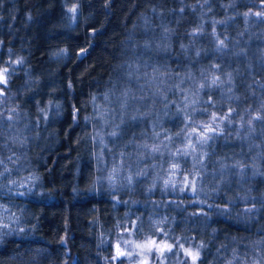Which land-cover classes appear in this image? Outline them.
Instances as JSON below:
<instances>
[{"label": "trees", "instance_id": "1", "mask_svg": "<svg viewBox=\"0 0 264 264\" xmlns=\"http://www.w3.org/2000/svg\"><path fill=\"white\" fill-rule=\"evenodd\" d=\"M0 73V106L11 109L0 154L16 160L10 137L23 134L40 180L39 194L1 195L19 220L0 233V264H107L115 226L149 201L168 234L188 236L195 264H264V0H0ZM117 80L162 95L171 112L150 126L131 113L141 122L102 137L97 152L93 117ZM199 123L215 129L210 139L185 131ZM126 142L139 165L157 162L144 152L159 145L156 175L174 159L175 176H200L202 190L137 174L99 191L101 165Z\"/></svg>", "mask_w": 264, "mask_h": 264}, {"label": "rangeland", "instance_id": "2", "mask_svg": "<svg viewBox=\"0 0 264 264\" xmlns=\"http://www.w3.org/2000/svg\"><path fill=\"white\" fill-rule=\"evenodd\" d=\"M128 80L131 81L132 79ZM182 102L183 100L178 99L174 104L172 103V111L174 113L184 109ZM98 103L101 105L96 109V113L93 117V123L97 133L96 137L100 141V145L96 148L97 152L98 148H101V143L103 141L102 137L112 136L110 134L115 132L116 135L113 137L117 138L121 131L135 124L138 125L141 122V117L134 118L131 113L133 114L141 109L150 117L148 120L150 126L153 122H160V117L171 112L169 103L164 100L162 95L153 94L144 96L137 92L136 84H128L121 80L115 81L114 85L106 91ZM10 111L11 109L7 110V108L5 109L0 106V115H2L5 120L10 117ZM208 126L210 125L204 123H199L197 125L189 124L185 131L196 133L199 136H201V133L206 135L207 132H205V127ZM149 134H151V131L148 133L144 125L138 130V135L142 138L149 137ZM11 139L12 141L9 144L12 143L16 148V160L14 152L11 150L4 152V154H0V233L15 229V224L19 220L18 212L12 211L13 207H10L12 205L11 203L7 208V204L2 202L1 195L3 193H12L13 195L26 196L25 187L26 189L35 191L37 194L40 193V180L34 170L37 162L28 149L25 136L23 134H18L14 136V138L10 137V140ZM187 143L192 146L189 137L185 139V144ZM179 147L180 144L169 147V153L172 154V157H175ZM154 148H158L159 150L153 151ZM163 151L162 148H159V145H156V147H149L145 150L144 154L148 157H151V154H156L158 161L154 164L139 165L142 159L137 154L135 147L128 142L124 143L123 148L115 152L114 159L111 158L108 160L109 165L107 163L105 164V162L101 165L103 169L101 178H99L96 184L98 190H103V185L106 182L110 185L116 183L113 187L121 188V190L126 189L123 187L127 186L128 182V185H130L139 178H135L137 174H145L146 180L142 177L145 184L146 181L149 182L150 178L154 176V183L159 184L161 187L164 185L171 187L175 186L178 187V190H185L188 193H193L196 185L197 189L202 190V178L200 176L196 181L194 178L183 174L179 177L175 176L178 163H176L174 159H168L165 162L164 175L160 179V176L156 174L161 173L163 166L161 157L164 155ZM98 164H102V161L98 160ZM173 165H176V167L173 168ZM21 169L22 171H20ZM122 182H124V184ZM130 200H132L130 197L127 198V201ZM154 204V202L149 201L146 205L152 206V209L149 208L150 210H148V207H146L144 212L142 208H138L139 211L134 213L133 222L127 218L130 222H124L121 226H115V234H113L110 240V253L107 264H193L191 257L186 254V250L196 253L198 252L197 249L194 248L192 244L188 245V236L182 231L175 232L169 229L170 233L168 234L166 232L168 228L164 226V219H162V216L154 211ZM100 219L104 225L105 219L103 215L100 216ZM101 228L107 230L104 226ZM201 229L202 228L198 227L197 231ZM170 235L173 238H171ZM99 236L101 242L104 243L106 241V236L101 234H99ZM117 245H119V250L121 252L130 253V255H124L114 259V257H116ZM169 246H171L170 250ZM251 264L258 263L252 261Z\"/></svg>", "mask_w": 264, "mask_h": 264}, {"label": "snow or ice", "instance_id": "3", "mask_svg": "<svg viewBox=\"0 0 264 264\" xmlns=\"http://www.w3.org/2000/svg\"><path fill=\"white\" fill-rule=\"evenodd\" d=\"M70 11L75 12V11H76L75 6H74L72 9H70ZM256 15H260V13H257ZM221 43H223V42L221 41ZM5 71H7V70H5ZM3 82H6V81H3ZM213 82H215V80H214ZM125 95H126V94H125ZM215 118H216V117L213 115L212 119L215 120ZM259 118H260V117H256V119H259ZM205 132H212V133H214V132H215V129L212 128V127H210V126H208V127H205ZM110 135L115 136L116 133L113 132V133H111ZM201 136L204 137V140H206V139H210V138H211V137H206V136H204V133H201ZM158 150H159L158 148H154V149H153V151H158ZM175 167H176V165H173V168H175ZM170 247H171V246H169V250H170ZM186 254L189 255V256L191 257V259H192V261H193V264H195V261H196L197 258H198L199 252L192 253L191 251H187V250H186ZM124 255H130V253H124V252H121V251L119 250V245H117L116 257H114V259L117 258V257H120V256H124Z\"/></svg>", "mask_w": 264, "mask_h": 264}]
</instances>
